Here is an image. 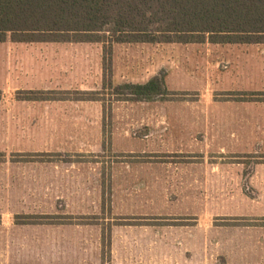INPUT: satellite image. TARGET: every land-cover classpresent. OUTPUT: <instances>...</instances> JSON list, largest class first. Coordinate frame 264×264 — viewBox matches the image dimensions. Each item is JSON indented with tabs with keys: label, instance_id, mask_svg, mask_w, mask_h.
Segmentation results:
<instances>
[{
	"label": "rangeland",
	"instance_id": "rangeland-1",
	"mask_svg": "<svg viewBox=\"0 0 264 264\" xmlns=\"http://www.w3.org/2000/svg\"><path fill=\"white\" fill-rule=\"evenodd\" d=\"M109 37L0 43V264H264V44Z\"/></svg>",
	"mask_w": 264,
	"mask_h": 264
},
{
	"label": "trees",
	"instance_id": "trees-1",
	"mask_svg": "<svg viewBox=\"0 0 264 264\" xmlns=\"http://www.w3.org/2000/svg\"><path fill=\"white\" fill-rule=\"evenodd\" d=\"M104 35L117 43L264 44V0H0V43H105ZM165 78L119 84L114 94L168 100Z\"/></svg>",
	"mask_w": 264,
	"mask_h": 264
}]
</instances>
